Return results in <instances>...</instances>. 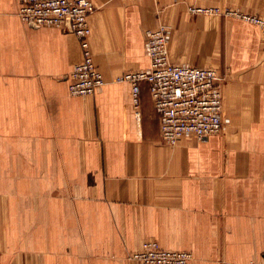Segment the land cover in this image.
Returning <instances> with one entry per match:
<instances>
[{
  "label": "crops",
  "instance_id": "0c3cea01",
  "mask_svg": "<svg viewBox=\"0 0 264 264\" xmlns=\"http://www.w3.org/2000/svg\"><path fill=\"white\" fill-rule=\"evenodd\" d=\"M93 58L105 84L74 96L80 40L33 27L0 0V264H130L156 240L189 264L264 263V39L232 9L264 17V0H94ZM171 30L173 63L224 78L227 129L165 144L146 69L148 30Z\"/></svg>",
  "mask_w": 264,
  "mask_h": 264
},
{
  "label": "built area",
  "instance_id": "2783aa9c",
  "mask_svg": "<svg viewBox=\"0 0 264 264\" xmlns=\"http://www.w3.org/2000/svg\"><path fill=\"white\" fill-rule=\"evenodd\" d=\"M18 15L36 27L58 28L75 35L81 44L82 60L71 74L70 92L87 97L96 94L105 80L96 66L90 46L91 29L88 17L98 7L93 0H17ZM193 14L237 17L257 25L264 39V17L232 9L190 8ZM172 32L166 27L148 30L145 49L150 59L146 69L127 72L117 78L132 86V101L140 109L141 86L149 85L155 110L159 116L161 136L165 144L178 145L185 138L204 141L227 129L224 116L222 82L224 78L214 68L173 63L169 46ZM190 252L163 248L158 241L148 240L132 253L130 264H189ZM259 264V263H254ZM264 264V263H260Z\"/></svg>",
  "mask_w": 264,
  "mask_h": 264
},
{
  "label": "rangeland",
  "instance_id": "374dc122",
  "mask_svg": "<svg viewBox=\"0 0 264 264\" xmlns=\"http://www.w3.org/2000/svg\"><path fill=\"white\" fill-rule=\"evenodd\" d=\"M232 18H237V17H233V16H231ZM238 19H240V18H238ZM240 20H243V19H240ZM243 21H245V20H243ZM245 22H247V21H245ZM250 23V22H249ZM253 24V23H252Z\"/></svg>",
  "mask_w": 264,
  "mask_h": 264
},
{
  "label": "water",
  "instance_id": "95a60500",
  "mask_svg": "<svg viewBox=\"0 0 264 264\" xmlns=\"http://www.w3.org/2000/svg\"><path fill=\"white\" fill-rule=\"evenodd\" d=\"M31 26H33V24H31ZM33 27H36L35 25Z\"/></svg>",
  "mask_w": 264,
  "mask_h": 264
},
{
  "label": "bare ground",
  "instance_id": "6f19581e",
  "mask_svg": "<svg viewBox=\"0 0 264 264\" xmlns=\"http://www.w3.org/2000/svg\"><path fill=\"white\" fill-rule=\"evenodd\" d=\"M94 1V0H93ZM197 8V7H196ZM160 244V243H159ZM161 245V244H160Z\"/></svg>",
  "mask_w": 264,
  "mask_h": 264
}]
</instances>
